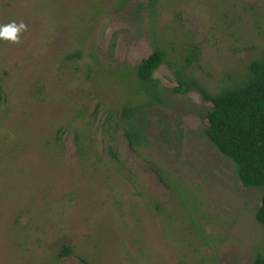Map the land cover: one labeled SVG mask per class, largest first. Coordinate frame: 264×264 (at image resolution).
Listing matches in <instances>:
<instances>
[{
	"label": "rangeland",
	"instance_id": "374dc122",
	"mask_svg": "<svg viewBox=\"0 0 264 264\" xmlns=\"http://www.w3.org/2000/svg\"><path fill=\"white\" fill-rule=\"evenodd\" d=\"M13 22L26 28L0 38V264L264 256V190L244 187L205 135L212 104L196 86L246 75L264 52V0H0V26ZM156 48L150 96L135 74Z\"/></svg>",
	"mask_w": 264,
	"mask_h": 264
},
{
	"label": "trees",
	"instance_id": "16d2710c",
	"mask_svg": "<svg viewBox=\"0 0 264 264\" xmlns=\"http://www.w3.org/2000/svg\"><path fill=\"white\" fill-rule=\"evenodd\" d=\"M199 55L200 50L195 47L188 63L198 61ZM72 56L79 57L80 54L76 52L69 58ZM165 59L166 52L156 48L136 67V78L150 96L157 92L154 73ZM187 81L180 79L176 90H188ZM196 86L212 104L205 114L208 121L205 135L224 156L235 163L238 178L244 187L264 190V52L247 63L246 75L234 85L217 93H210L198 84ZM123 113L132 119L134 109L126 107ZM129 121L124 134L130 149L136 151V147L142 144V132L133 120ZM150 167L164 181L161 169L153 164ZM255 217L264 226V191ZM71 251L66 246L59 256H67ZM251 264H264V256L258 254Z\"/></svg>",
	"mask_w": 264,
	"mask_h": 264
},
{
	"label": "clouds",
	"instance_id": "9594fccd",
	"mask_svg": "<svg viewBox=\"0 0 264 264\" xmlns=\"http://www.w3.org/2000/svg\"><path fill=\"white\" fill-rule=\"evenodd\" d=\"M26 25L21 22L17 25L15 22L0 26V38L11 40L13 42H18L19 36L18 33L24 31Z\"/></svg>",
	"mask_w": 264,
	"mask_h": 264
}]
</instances>
